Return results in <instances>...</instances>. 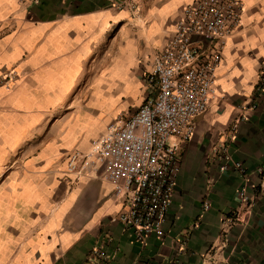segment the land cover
I'll return each mask as SVG.
<instances>
[{
    "label": "crops",
    "instance_id": "1",
    "mask_svg": "<svg viewBox=\"0 0 264 264\" xmlns=\"http://www.w3.org/2000/svg\"><path fill=\"white\" fill-rule=\"evenodd\" d=\"M122 1L0 0V264H83L95 246L108 264H264V0H242L215 96L181 142L163 237L135 242L111 184L67 171L70 152L142 103L145 69L191 0ZM239 118L230 153L262 195L224 231L242 177L218 170L213 147Z\"/></svg>",
    "mask_w": 264,
    "mask_h": 264
},
{
    "label": "built area",
    "instance_id": "2",
    "mask_svg": "<svg viewBox=\"0 0 264 264\" xmlns=\"http://www.w3.org/2000/svg\"><path fill=\"white\" fill-rule=\"evenodd\" d=\"M140 1L124 0L121 5L138 11ZM242 11V0H191L186 4L171 34L145 69L147 93L142 103L131 113L117 115L90 140L86 150L67 155V171L76 179L100 177L111 184L112 193L121 203L115 220L132 231L137 243H144L150 235H165L163 224L180 167L181 142L194 134V118L206 111L215 96L223 49L240 28ZM6 77L0 76V81ZM263 93L261 77L256 98ZM251 108H255L254 103ZM241 118L229 125L225 139L213 147L218 170H233L242 177L238 198L243 208L221 216L224 231L242 221L262 195L246 165L230 153ZM170 137L177 140L170 141ZM256 175L264 178V165ZM202 208L208 209L209 203L204 201ZM108 260L105 247L95 246L83 264H108Z\"/></svg>",
    "mask_w": 264,
    "mask_h": 264
}]
</instances>
